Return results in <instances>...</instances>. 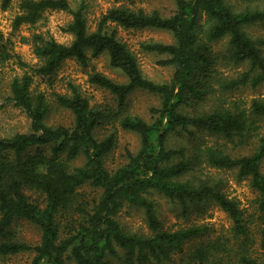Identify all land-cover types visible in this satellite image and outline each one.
Returning <instances> with one entry per match:
<instances>
[{"label":"trees","instance_id":"trees-1","mask_svg":"<svg viewBox=\"0 0 264 264\" xmlns=\"http://www.w3.org/2000/svg\"><path fill=\"white\" fill-rule=\"evenodd\" d=\"M128 0H114L89 29L86 12L89 0L70 7L68 0H19L20 13L13 26L34 24L45 10L67 11L72 18L64 32L73 37L70 43L33 35L34 54L40 64L30 67L10 83L9 100L21 108L30 122L25 133L0 137V257L20 252L33 254L29 264H110L107 256H117L122 250L123 264H139L167 257V251L183 242L203 236L210 228L191 225L176 230L162 228L154 203L146 197L150 191L179 201L182 206L214 200L232 220L234 236L246 240L248 229L238 203L213 186L192 184L179 178L192 169L194 157L185 156V148L168 145L169 136L192 130H205L225 139L251 136L254 120L239 106L235 109L185 112L183 105L193 106L210 89L217 57L212 43L227 39L228 59L235 64L246 63L247 70L234 78H218L222 90H233L264 84V40L254 39L246 27L264 26V7L234 10L227 0H172L174 11L162 15L153 10L135 8ZM12 0H1L6 9ZM124 30L155 28L169 31L172 43L144 41L142 50L165 54L161 65L173 68L170 80L156 82L147 78L136 56L118 37ZM106 54L111 67L120 69L125 82H117L102 72H87V82L108 91L113 104H96L91 96L71 80L66 81L69 92H53L54 103L69 110L70 126L46 123L49 101L43 92H32L34 76L53 83L58 69L66 59L83 67L90 57ZM10 57L0 32V59ZM141 90L160 98L158 107H151L150 122L128 114L129 95ZM250 113L264 120V100L253 99ZM135 132L140 146L134 153L127 151V161L109 170L105 159L116 147L118 137L114 126ZM112 126L113 130L97 137V130ZM198 158L220 169H236L239 177H250L259 193V208L264 211V176L259 165L264 157V137L249 155L232 157L219 147L196 146ZM82 156L80 166L71 167L72 160ZM178 157V158H175ZM84 185L100 190L96 199L80 192ZM124 204L141 207L151 235L126 232L116 220ZM23 219L35 225L40 238L30 244L17 237L15 221ZM259 245L264 250V227L260 229ZM213 243H203L192 253L195 264H224L213 254ZM238 264H264V258L251 257L243 250Z\"/></svg>","mask_w":264,"mask_h":264},{"label":"rangeland","instance_id":"rangeland-1","mask_svg":"<svg viewBox=\"0 0 264 264\" xmlns=\"http://www.w3.org/2000/svg\"><path fill=\"white\" fill-rule=\"evenodd\" d=\"M90 7L86 12V21L90 30L94 29L95 20L104 12L114 0H89ZM71 8L76 9L81 0H68ZM135 8H142L146 12L153 10L168 16L174 9L172 0H128ZM234 10L249 7H264V0H227ZM20 13L19 0H12L6 9L1 8L0 0V32L3 43L6 45L10 57L0 59V137H10L15 133H25L30 129V122L24 111L15 106L10 100V83L15 77L21 76L30 67L40 64L39 58L34 54L33 35L39 34L44 38H53L57 42L68 44L72 40L70 33L64 32L63 27L70 22L72 16L67 11L45 10L34 24L24 23L18 27L13 26V20ZM247 33L254 39L264 40V26L251 24L246 27ZM118 37L125 42L128 49L136 56L142 73L156 82H167L173 73V68L161 65L159 61L166 59L165 54L147 52L142 50L140 44L144 41H160L172 43L173 36L169 31L143 28L124 30L118 28ZM264 48V46H263ZM212 50L217 57L214 65L215 73L209 81L210 89L197 104L193 106L183 105L185 112L194 109L205 112L213 109H235L239 106L245 110L248 117L254 120L255 131L251 136H235L225 139L213 135L205 130H192L191 135L180 132L169 136L168 145L173 148L184 147L186 157H194L192 169L179 178L189 180L192 184L202 183L213 186L226 197L235 200L242 211L245 226L248 229L246 240L244 237L234 236L232 220L214 200L206 198L201 202L188 203L185 206L177 200H171L156 191H150L146 197L154 203L155 212L161 222L162 228L176 230L191 225H206L210 230L203 236H198L183 242L179 247L167 251L168 256L157 261L154 259L141 264H195L192 253L203 243H213L218 249L213 255L224 264H238V259L243 250H247L251 257L264 258V250L259 245L260 229L264 227V211L259 208V191L252 186L250 177H239L236 169H220L207 165L198 158L196 146L210 145L219 147L232 157L249 155L258 147L259 139L264 137V120L256 119L250 113V104L253 99L264 100V84L252 87L245 85L233 90H222L216 83L218 78H234L247 70L246 63L235 64L228 59L227 39L223 38L212 43ZM89 66L83 67L73 59H66L58 69L53 83L34 76L31 91L43 92L49 101V111L46 123L51 126L72 124V114L69 110L58 107L53 101V92H69L66 81L71 80L81 87L82 91L91 96V102L96 104H113V96L106 90L95 88L87 82V72L94 69L102 72L117 82H125L126 76L120 69L111 67L106 54L91 56ZM128 114L139 116L147 122L153 118L151 107H158L159 96L141 90H135L129 95ZM116 129L118 141L116 147L105 159V165L109 170L115 169L127 161L126 152H136L140 146V137L137 133L123 130L118 124ZM113 130L112 126L99 128L96 132L98 138ZM178 158V157H175ZM84 162L82 156L72 160L71 167L80 166ZM259 169L264 176V157ZM80 192L90 199H96L100 190L90 185H84ZM116 220L122 228L129 233L141 236L151 235L144 210L141 207L124 204L116 215ZM13 230L17 237L30 244H36L40 238L38 228L32 223L19 219L14 222ZM122 250L118 249V255L107 256L110 264H123ZM33 254L20 252L14 255L0 257V264H29ZM135 264H139L135 262Z\"/></svg>","mask_w":264,"mask_h":264}]
</instances>
